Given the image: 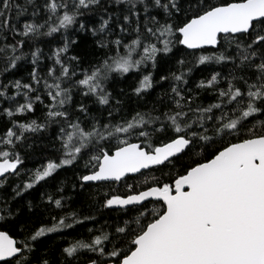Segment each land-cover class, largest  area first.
Masks as SVG:
<instances>
[{
    "label": "snow or ice",
    "instance_id": "6c2138e0",
    "mask_svg": "<svg viewBox=\"0 0 264 264\" xmlns=\"http://www.w3.org/2000/svg\"><path fill=\"white\" fill-rule=\"evenodd\" d=\"M0 264H264V0H0Z\"/></svg>",
    "mask_w": 264,
    "mask_h": 264
},
{
    "label": "trees",
    "instance_id": "16d2710c",
    "mask_svg": "<svg viewBox=\"0 0 264 264\" xmlns=\"http://www.w3.org/2000/svg\"><path fill=\"white\" fill-rule=\"evenodd\" d=\"M123 86V85H122ZM26 166L28 168H32L35 166V161L34 160H29L26 162ZM61 178L62 179H67L68 181H72L73 180V176H72V171L71 169L67 170L66 172H63L62 175H61ZM68 194L71 195L72 194V189H71V185L69 184V187H68ZM37 199L39 198V194L38 192H35L33 194ZM32 197H29V199H31ZM88 200H85L83 198H80L77 200V205L79 204H84L85 206H87L88 204ZM38 222V221H37Z\"/></svg>",
    "mask_w": 264,
    "mask_h": 264
}]
</instances>
